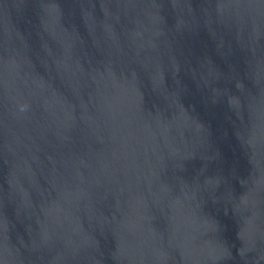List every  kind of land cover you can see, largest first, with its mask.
<instances>
[{
	"label": "water",
	"instance_id": "1",
	"mask_svg": "<svg viewBox=\"0 0 264 264\" xmlns=\"http://www.w3.org/2000/svg\"><path fill=\"white\" fill-rule=\"evenodd\" d=\"M0 264H264V0H0Z\"/></svg>",
	"mask_w": 264,
	"mask_h": 264
}]
</instances>
